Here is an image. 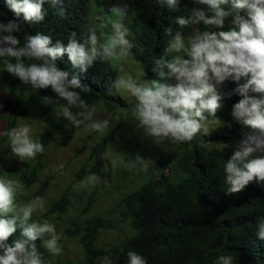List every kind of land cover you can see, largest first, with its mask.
I'll use <instances>...</instances> for the list:
<instances>
[{
  "label": "trees",
  "instance_id": "obj_1",
  "mask_svg": "<svg viewBox=\"0 0 264 264\" xmlns=\"http://www.w3.org/2000/svg\"><path fill=\"white\" fill-rule=\"evenodd\" d=\"M194 1L196 0H177V7L169 8L167 0L163 4L157 3V0H95L93 5L92 0H59L55 5L50 0H45V19L28 22L23 20V14L17 18L5 0H0V23L7 24L13 19L20 21V32L12 33L20 40L17 47L23 46L27 34L39 33L51 37L49 47H54L59 41L67 48L74 32L76 42L84 44L87 50L91 47L86 42L89 40V30L93 29V21L107 22L113 6H127L123 23L129 29L127 38L133 44L129 52L140 63L143 80H159L171 85L173 76L160 78L155 61L161 59L177 32L187 43L190 25L182 28L176 18H190L188 12ZM222 7L230 12L225 18L224 26L206 28L201 22L197 24V32L228 31L233 28L238 31V26L232 24L236 13L231 9L230 0L229 4ZM200 9L205 10L208 16L214 15L207 5L200 4ZM61 10L64 12L63 16L60 15ZM240 15L248 18L244 11ZM98 16L100 19H97ZM169 28L172 29L171 36L166 34ZM5 35L8 33L0 32V37ZM10 46L0 43V48ZM187 51L186 45L184 52L171 53L165 58L182 55L188 59L185 54ZM22 59L26 65L37 62ZM5 61L16 62L12 57H0V89L7 93L10 101L8 110L1 114L6 123L5 133L16 126L18 117L32 115L38 118L52 114L48 124L32 139L43 145L44 152L53 138H57L61 146L67 145L76 130L83 128L90 119L84 120L78 116L84 122L79 127L74 126L62 115V109L68 106L66 100L59 98L51 87L34 89L18 77L4 76L1 67L6 66ZM55 63L60 70L69 73L68 80L75 76L87 88L70 89L79 92L81 100L87 105V108L71 107L74 115L80 112L87 115V112L93 111L97 106H104L110 112L124 106L120 97L112 94L118 81V73L111 60L97 55L86 72L72 66L67 52L57 57ZM163 70L168 72L166 68ZM2 76L8 82L7 89L2 84ZM248 78L242 77L238 82L229 78L218 86L224 96L221 101L223 107L216 114L218 119L209 117V120H217L222 126L207 137L197 133L190 142L181 144L178 152L159 153L155 163L156 170L146 171L143 182L134 191L122 196L102 214L67 223L62 234L68 238L77 237L82 248V259L76 264H128L129 251L143 256L147 264H224L221 257H232V264H264V239L259 236L261 226L264 225V181L254 180L241 192L226 194L230 186L225 183L224 167L238 150L226 146L211 148L208 145L209 140L235 142L240 148L249 134L264 140V134L252 130L231 115L233 105L243 98L235 90L246 83ZM249 95L259 96L251 91ZM5 133L0 138V145L8 138ZM115 133L112 129L92 145L89 161L75 172V187H80L92 174L98 178L102 175L105 151ZM44 152L31 158L17 171V178L24 187L29 188L39 182L45 167ZM253 154L264 155V151L258 150ZM252 158L254 157H248ZM48 183L49 178L41 183L39 190L35 192L36 196L45 192ZM93 185L85 204L80 207V214L87 212L95 201L96 183ZM72 203L70 194L63 192L49 203L38 220L43 222L49 215L64 214ZM114 213L128 221L132 235L118 245L97 246L99 232L110 226V216ZM16 240L27 238L22 236V232H15L4 244L11 246ZM31 248L28 241L26 249L32 251ZM3 255L4 250L0 249V256Z\"/></svg>",
  "mask_w": 264,
  "mask_h": 264
},
{
  "label": "clouds",
  "instance_id": "obj_2",
  "mask_svg": "<svg viewBox=\"0 0 264 264\" xmlns=\"http://www.w3.org/2000/svg\"><path fill=\"white\" fill-rule=\"evenodd\" d=\"M5 2L17 18L23 14L24 21L40 22L47 15L43 10L45 0ZM50 2L55 5L59 0ZM157 3L163 4L164 0H157ZM198 3L207 5L214 15L208 16L203 9L194 10L191 18L186 19L183 16L176 18V22L182 28L201 22L206 28L224 26L225 18L230 12L225 11L222 5L229 4V0H198ZM230 3L232 11L236 13L232 24L238 26V31L233 28L228 31L196 32L187 43L177 32L172 37L169 47L164 50L161 59L155 61L160 78L175 75L178 83L170 85L153 80L137 85L124 79L117 81L118 88L122 86L135 98L137 103L132 114L148 135L160 140L167 138L173 143H184L190 142L200 131L207 133L206 125L215 122L210 121L209 117L218 119L216 114L223 107L221 101L224 96L218 90V86L229 78L238 82L242 77L250 78L235 90L243 98L233 105L231 115L252 130L264 134V0H230ZM167 5L169 8H176L177 0H167ZM241 11L246 12L247 19L240 15ZM110 12L116 19L109 17L112 31L105 34L104 42L100 44L102 52L97 51L98 38L93 29L89 30L90 36L86 43L91 47L87 50L84 44L76 42L74 32L67 48L59 41L54 47H49L51 37L39 33L27 34L23 46L17 47L20 40L12 33L20 32V21L13 19L7 24L0 23V32L8 33L0 37V43L11 45L0 48V57H12L16 61L15 63L5 61L6 71L17 76L24 84H30L34 89L51 87L59 98L67 101L68 106L62 109V115L76 127L84 122L77 118L78 116L87 120L91 118L93 112L89 111L87 115L84 112L74 115L71 107L87 108V105L81 100L79 92L70 89L87 88L83 87L75 76L68 80L69 73L60 70L55 61L57 57L67 52L72 66L86 72L97 55H102L107 60L126 58L133 48V44L127 38L129 29L123 23L127 15V6H113ZM60 15H64L63 10L60 11ZM166 34L171 36L172 29H167ZM186 45L188 59L182 55H174L171 59L165 58L171 53L184 52ZM22 58L37 62L26 65ZM164 68L168 70L167 73ZM250 91L259 96L249 95ZM108 126L109 120L105 119L93 123L91 128L103 132ZM30 132V127L24 125L13 127L5 133L10 139L11 152L21 160L35 158L37 154L44 152L43 145L32 139ZM258 150L264 151V140L249 134L247 140L241 144L240 150L235 151L227 160L224 167L225 183L230 187L226 194L239 193L254 180L264 181V155L248 159ZM139 159L137 157V160ZM149 163L144 162V165L147 166ZM98 180L99 178L92 174L88 177L87 183L93 184ZM80 186L83 187L84 183L82 182ZM17 190L16 182L0 179V249L4 250V255L0 256V264H40L35 256V245H32V251L26 249L28 241H36L38 237L49 234L50 238L44 240L43 244L52 254L59 255L62 251L57 243L59 237L55 234V226L48 220L29 222L34 211L38 207L42 208V198L37 197L32 203L18 206L15 203ZM18 207L22 218L17 215L4 218L14 213ZM18 219L21 220L22 236L27 240H16L11 246L4 244V241L16 232ZM259 236L264 239V225L261 226ZM127 256L128 264H147L145 258L135 251H129ZM220 259L224 264H232V257Z\"/></svg>",
  "mask_w": 264,
  "mask_h": 264
},
{
  "label": "rangeland",
  "instance_id": "obj_3",
  "mask_svg": "<svg viewBox=\"0 0 264 264\" xmlns=\"http://www.w3.org/2000/svg\"><path fill=\"white\" fill-rule=\"evenodd\" d=\"M94 1L92 0V5ZM192 4L188 12L190 18L194 10L200 9L198 0ZM111 16L112 14L109 17ZM112 18L116 19L114 16ZM92 27L98 38L97 51H102L100 44L104 42L105 34H110L112 31L110 19L104 23L93 21ZM190 28L191 31L186 39L194 37L197 32V25L190 24ZM111 63L118 73V80L124 79L126 82L131 81L137 85L146 82L142 78L140 63L131 57L130 52L126 58L120 60L112 59ZM1 70L4 76L17 77L7 72L6 66L1 67ZM4 76H2V84L7 89L8 82ZM172 76L171 85H175L178 81L175 75ZM147 81L153 80L148 79ZM112 94L120 97L124 106L115 112L108 111L104 106L95 107L90 121L83 128L76 130L73 139L65 146H61L58 139L53 138L44 152L45 167L40 174L39 182L31 185L29 188L24 187L18 180L17 171L31 158L21 160L19 157H16L11 152L9 137L0 145V179L11 180L18 184L15 203L18 206H23L24 204L34 202L37 197L43 200L42 208L38 207L34 211L29 222H40L38 217L48 207L49 203L60 197L63 192H67L72 197L73 205L64 214H52L47 218L55 226V234L59 237L57 243L62 249L61 253L54 255L44 246L43 241L50 238L49 234L38 237L36 241H29L31 246L35 245V256L40 261V264L79 263L82 259V248L78 238H68L62 234V230L67 223L72 220H83L88 216L102 214L105 210L114 206L122 196L134 191L143 182L146 171L154 172L156 170L155 163L159 157V153L164 151L175 153L180 150L181 144L183 145V143H173L167 138L160 140L148 135L144 128L139 126L138 120L132 114L137 102L125 88L122 86L118 88L116 83ZM9 104V96L0 89V138L4 135L6 126L5 119L1 117V114L8 110ZM50 115L38 118H34L32 115L26 118L18 117L15 127L29 126L31 129L30 136L34 137L48 124ZM105 119L109 120V126L103 132H98L91 128L93 123H99ZM214 121L206 125L208 128L207 133L200 131L198 134L207 137L219 126H222L219 121ZM112 129L116 133L105 151L102 175L99 177L98 182H96L97 194L95 201L87 212L80 214V207L85 204L86 196L94 185L87 183V179L83 187H75V172L81 165L89 161L92 145ZM208 145L211 148L226 146L231 149L240 150L235 142L222 143L220 141L209 140ZM137 157L140 159L137 160ZM251 157L255 158V154H252ZM144 162L150 163L145 166ZM132 165H135V167H132ZM47 178H49V183L45 192L36 196L35 192L39 190L41 183ZM12 215L22 218L19 207L14 213H10L4 218H11ZM110 218V226L103 228L99 232L96 242L97 246L118 245L133 233L126 219H122L116 213L112 214ZM54 220L55 223H53ZM20 223L21 220L18 219L16 232H22Z\"/></svg>",
  "mask_w": 264,
  "mask_h": 264
}]
</instances>
